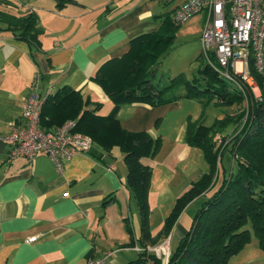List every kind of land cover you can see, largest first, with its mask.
<instances>
[{
    "label": "crops",
    "instance_id": "0c3cea01",
    "mask_svg": "<svg viewBox=\"0 0 264 264\" xmlns=\"http://www.w3.org/2000/svg\"><path fill=\"white\" fill-rule=\"evenodd\" d=\"M13 1L20 6L17 14L32 12L37 16L43 34L40 49H35L0 30V137L11 132V124L21 122L36 75L41 94L68 86L90 99V109L100 104L99 114L104 109L106 114L101 115H107L112 103L91 77L105 61L125 54L133 37L160 27V18L159 27L153 26L156 30L144 26L153 11L154 19L172 17L188 0H165L161 12L147 0H76L62 10L56 8L55 0ZM125 2L127 9L115 7ZM200 33L196 38L182 36L199 45ZM184 101L159 107L124 105L117 114L124 130L160 136L164 152L170 145L179 148L176 167L163 165L156 160L158 155L142 159L152 167L150 212L172 209L175 199L208 170L203 157L197 170L179 167L192 157L199 160L198 153L185 143V123L190 115L184 112ZM8 154V145L0 141V264H86L90 258H104V264H129L138 257L133 249L141 247L138 209L126 188L121 152L117 155L113 148L101 158L76 154L63 161L61 172L47 155L28 161L9 159ZM109 197L110 202L102 206ZM202 197L186 206L165 239L159 233L166 216L162 215L156 227L149 218L157 245L168 241L170 250L175 248L189 231L193 207ZM32 237L35 241L28 243Z\"/></svg>",
    "mask_w": 264,
    "mask_h": 264
},
{
    "label": "trees",
    "instance_id": "16d2710c",
    "mask_svg": "<svg viewBox=\"0 0 264 264\" xmlns=\"http://www.w3.org/2000/svg\"><path fill=\"white\" fill-rule=\"evenodd\" d=\"M55 2L57 9L76 4V0ZM17 8L13 0H0V30L9 32L30 48L40 49L43 29L37 16L32 12L14 13ZM155 18L162 19L156 31L133 37L125 54L105 61L91 77L112 103L107 115L99 114L100 104L90 109L89 98L84 99L80 92L63 86L46 97L39 126L50 132L66 121H75V131L89 136L93 142L85 154L92 158H101L110 154L113 148L119 149L127 170L126 188L138 209V240L145 248L147 243L151 247L157 246V241L151 237L149 226L148 193L152 167L144 164L142 159L155 157L161 149L162 139L147 132L124 130L117 118L118 111L124 105L159 107L190 99L204 107L213 103L225 109L223 117L215 119L211 126L192 122L190 118L187 120L185 143L201 152L208 170L175 199L159 237L167 238L186 206L198 197L206 196L220 175L221 180L213 194L196 209L189 231L170 250L166 264H228L250 241L247 226L251 227L264 254V76L251 71L258 85V97L250 90H246L244 96L206 64L191 80L179 75L155 81L160 59L170 51L180 26L168 15ZM200 59L203 61L198 56L197 60ZM181 84L183 91L176 92ZM228 127L232 131L226 135L224 131ZM226 150L235 165L229 174L224 169L220 172ZM110 200V197L104 199L102 206ZM129 264H164V260L143 252Z\"/></svg>",
    "mask_w": 264,
    "mask_h": 264
},
{
    "label": "built area",
    "instance_id": "2783aa9c",
    "mask_svg": "<svg viewBox=\"0 0 264 264\" xmlns=\"http://www.w3.org/2000/svg\"><path fill=\"white\" fill-rule=\"evenodd\" d=\"M123 1V0H115ZM203 15L199 37L203 61L244 96L250 90L259 96L258 85L251 74L264 76V0H188L172 14L176 25L194 15ZM41 94L39 76L30 85L22 120L13 123L11 132L0 141L9 147V159L22 157L31 161L39 154L47 155L61 172L62 163L76 154L85 155L93 146L91 138L75 131V121L46 132L39 126L40 113L46 97ZM29 238L28 243L35 241ZM138 253L154 254L167 263L169 242L145 248L134 246ZM104 258H90L86 264H104Z\"/></svg>",
    "mask_w": 264,
    "mask_h": 264
},
{
    "label": "rangeland",
    "instance_id": "374dc122",
    "mask_svg": "<svg viewBox=\"0 0 264 264\" xmlns=\"http://www.w3.org/2000/svg\"><path fill=\"white\" fill-rule=\"evenodd\" d=\"M147 1L149 3L153 2L151 6H155L158 12H161L166 7L165 0H147ZM124 4H126V2L120 3V5L117 4L115 5V7L120 6L122 10L127 9L124 6ZM132 4H134V2H132ZM17 5H18V11H19L20 6L18 3ZM13 12L17 13L16 10H14ZM153 14H154V11L152 12V15ZM152 15L150 16L149 19L144 21L145 23L144 26L146 27L151 26V29L156 30V28H154L153 26L159 27V21H158L159 19L157 18L154 19ZM203 23H204V17L203 15L199 14V15L192 16L191 18L186 20L184 23L180 24L179 28L177 29L175 33V40L172 44L170 51L163 58L160 59V63L156 70V76L154 79L155 81H161V80L164 81V78H166V76L173 78L175 76L181 75L186 80H191L194 77L198 76L199 69L203 68L205 65V63L201 59L197 60L198 56H200V53H201V45L200 44L198 45V43H196V41H194V39H192L191 37L184 38L182 35L192 34L194 35V38H196L197 33H199V30L201 32ZM175 91L176 92L183 91L182 84L181 86L177 87ZM184 103H185L184 112L187 115H190V120L192 122L200 121L205 126H211L214 120L222 118L225 112V109L218 108L214 106L213 103H209L205 107L202 105V103H199L197 100H192V99L185 100ZM100 113L106 114L104 109H102ZM185 124H187V122ZM231 131H232V128L228 127L224 131L225 132L224 134L228 135L231 133ZM164 148H165L164 146H161L162 152L160 154H157L158 156L156 160H158L163 165H172L173 167H176L177 164L175 161V155L179 151V148L170 145L165 152H164ZM193 149L195 153H198L199 155L198 162L196 161L195 158L192 157L185 164L180 165L179 166L180 169H183L184 171L189 172L191 171L192 166L196 170L200 168L201 166L200 164L203 161L201 152L195 148ZM114 153L117 155H121L118 148H114ZM203 163H204L203 165L205 167V170H207L208 167H207L206 162L203 161ZM234 168H235V165H234L232 156L230 152L226 150L222 155V159L220 163V172L224 169L226 173L229 174L231 170L234 171ZM220 180H221V175L219 176V179L217 183L214 185V187L207 192L206 196L202 197L199 200L196 207H193L192 213L195 212V210L201 205V203L205 199H207L213 194V192L217 189ZM170 211L171 209H168V207L167 209L166 207H164L163 209H157V208L151 209L150 220H151V223L153 224L152 227L158 226L160 224L162 215L167 216L170 213ZM247 228L250 231V236H251L250 241L236 255H234L229 260L228 264H264V254L258 246L257 238L255 237L254 232L252 231L251 227L247 226ZM172 246H174V243H172Z\"/></svg>",
    "mask_w": 264,
    "mask_h": 264
}]
</instances>
